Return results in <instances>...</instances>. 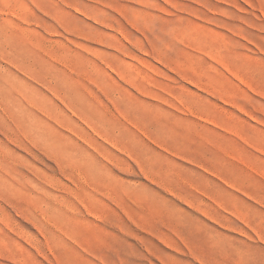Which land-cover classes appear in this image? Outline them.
<instances>
[{"label":"rangeland","instance_id":"obj_1","mask_svg":"<svg viewBox=\"0 0 264 264\" xmlns=\"http://www.w3.org/2000/svg\"><path fill=\"white\" fill-rule=\"evenodd\" d=\"M0 264H264V0H0Z\"/></svg>","mask_w":264,"mask_h":264},{"label":"bare ground","instance_id":"obj_2","mask_svg":"<svg viewBox=\"0 0 264 264\" xmlns=\"http://www.w3.org/2000/svg\"><path fill=\"white\" fill-rule=\"evenodd\" d=\"M30 70H31V69H30ZM65 151H66V150H65ZM65 151H64V152H65ZM55 152L58 153V150L55 151ZM58 154H59V153H58ZM62 154H63L62 156H64V154H67V152H66V153H63V152H62ZM10 178H11V177H10ZM2 183H3V182H2ZM2 183H1V184H2ZM11 185H12V184H11ZM15 186H16V184H15L13 187H15ZM10 187H11V186H10ZM75 188H76V187H75ZM10 189H11V188H10ZM17 192H18V191H17ZM85 211H86V210H85ZM37 212H38V211H37ZM88 214H89V213H88ZM24 222H25V221H24ZM27 224H28V223H27ZM47 251H48V250H47ZM48 252H49V251H48ZM6 255H7V253H6Z\"/></svg>","mask_w":264,"mask_h":264}]
</instances>
